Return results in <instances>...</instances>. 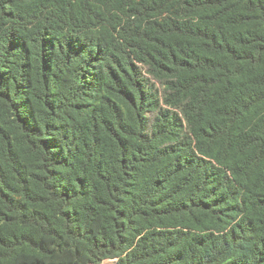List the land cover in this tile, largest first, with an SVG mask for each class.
<instances>
[{
    "label": "trees",
    "instance_id": "trees-1",
    "mask_svg": "<svg viewBox=\"0 0 264 264\" xmlns=\"http://www.w3.org/2000/svg\"><path fill=\"white\" fill-rule=\"evenodd\" d=\"M0 264H264V0H0Z\"/></svg>",
    "mask_w": 264,
    "mask_h": 264
},
{
    "label": "rangeland",
    "instance_id": "rangeland-1",
    "mask_svg": "<svg viewBox=\"0 0 264 264\" xmlns=\"http://www.w3.org/2000/svg\"><path fill=\"white\" fill-rule=\"evenodd\" d=\"M152 81V80H151ZM153 82V81H152ZM153 84L155 85V83L153 82ZM156 86V85H155Z\"/></svg>",
    "mask_w": 264,
    "mask_h": 264
}]
</instances>
